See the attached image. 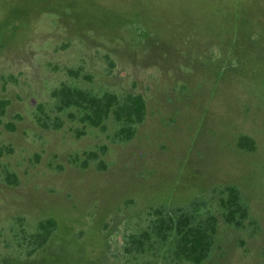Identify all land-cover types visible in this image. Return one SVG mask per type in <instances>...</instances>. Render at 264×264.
I'll return each instance as SVG.
<instances>
[{"label":"rangeland","instance_id":"rangeland-1","mask_svg":"<svg viewBox=\"0 0 264 264\" xmlns=\"http://www.w3.org/2000/svg\"><path fill=\"white\" fill-rule=\"evenodd\" d=\"M62 82L141 93L146 118L112 142V118L103 131L53 110ZM0 99V264H165L159 245L127 254L126 236L196 197L219 219L201 264H264V0H0ZM40 105L61 128L38 124ZM104 144L105 168L71 162ZM226 185L249 205L242 228L222 218ZM48 217L56 230L28 256L16 233Z\"/></svg>","mask_w":264,"mask_h":264},{"label":"trees","instance_id":"trees-1","mask_svg":"<svg viewBox=\"0 0 264 264\" xmlns=\"http://www.w3.org/2000/svg\"><path fill=\"white\" fill-rule=\"evenodd\" d=\"M68 73L78 78L79 69H68ZM54 99L53 110L56 113H66L72 121H78L83 126L89 125L107 129V120L112 118L118 127L110 136L112 142H127L131 140L138 126L147 115V102L141 93L128 92L119 95L106 90L101 94L90 89L62 82L51 91ZM7 100L0 99V115L5 111ZM36 115L38 124L45 129H59L63 125L58 116L52 118L39 106ZM244 150H253L255 141L248 135H241L237 141ZM107 151L104 144L98 150L85 151L83 157L75 155L71 162L86 168L92 161H98V168H105L101 159ZM3 149L0 148V156ZM5 179L13 184L17 182L13 173L6 172ZM218 205L224 221L236 228L245 226L250 219L248 203L243 200L239 188L226 185L218 192ZM148 223L141 231L131 232L126 236L124 249L127 254L144 253L159 245L164 251L165 264H201L212 250L218 229V216L211 210L207 199L196 197L189 203L168 207L158 205L148 212ZM57 228V221L48 217L38 221L35 231L28 232L21 226L16 233L18 247H25L26 254L32 256L50 240ZM159 249V250H160Z\"/></svg>","mask_w":264,"mask_h":264}]
</instances>
